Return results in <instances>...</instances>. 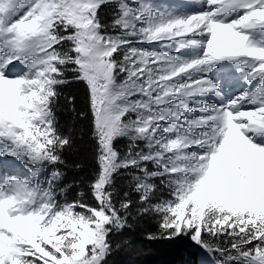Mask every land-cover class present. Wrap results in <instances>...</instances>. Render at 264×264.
<instances>
[{
    "label": "snow or ice",
    "instance_id": "obj_1",
    "mask_svg": "<svg viewBox=\"0 0 264 264\" xmlns=\"http://www.w3.org/2000/svg\"><path fill=\"white\" fill-rule=\"evenodd\" d=\"M181 7L0 0V264H106L113 233L146 217L149 240L186 236L220 264H264V0ZM68 73L84 107L65 102L89 123L98 165L91 203L60 187ZM17 161L28 175L10 174Z\"/></svg>",
    "mask_w": 264,
    "mask_h": 264
},
{
    "label": "trees",
    "instance_id": "obj_2",
    "mask_svg": "<svg viewBox=\"0 0 264 264\" xmlns=\"http://www.w3.org/2000/svg\"><path fill=\"white\" fill-rule=\"evenodd\" d=\"M112 10L104 7L101 16L105 23L111 20ZM61 89V99L57 106L56 116L58 126L62 133L69 134L72 138L70 149H65L62 158L66 164L61 165L65 173L60 187L71 184L65 197L72 200L76 193L84 191L88 202H92L91 194L87 188V180L98 167L95 160V149L91 140L89 123L74 117L71 106L65 102L67 96L75 98V109L79 112L84 107V86L82 83L71 80ZM128 141L122 139L117 147H127ZM80 165V167H76ZM130 174L118 175L115 187L118 192L128 190ZM78 182V183H77ZM135 196V194H132ZM165 196V194H163ZM167 196V195H166ZM165 196V197H166ZM156 229V222L151 217L134 220L132 227L120 233H113V251L107 257L106 264H199L198 255L201 254L210 264H220L221 258L196 249L190 244L189 239H147V234Z\"/></svg>",
    "mask_w": 264,
    "mask_h": 264
},
{
    "label": "rangeland",
    "instance_id": "obj_3",
    "mask_svg": "<svg viewBox=\"0 0 264 264\" xmlns=\"http://www.w3.org/2000/svg\"><path fill=\"white\" fill-rule=\"evenodd\" d=\"M181 1V2H180ZM187 1H190V0H154L155 3H157V5L159 6V8L161 10H168V11H186V10H183L184 7H181V5H185V3ZM192 4H199L200 0H191ZM191 3L189 2L188 5H190ZM175 7V8H174ZM144 47H154V48H157V49H160V50H163L164 49V46L163 44H154V45H143ZM173 48V47H172ZM175 48V46H174ZM175 51V50H174ZM228 88L226 87V90ZM216 100H214L213 98L211 100H208L207 102L209 103H213L215 102ZM121 152H124L126 151V147H122V148H118ZM7 166V165H6ZM10 174H16V175H19L21 177L25 176V175H28V172H27V169H25L23 167V165L20 164V162H15L14 164V167L12 168L11 170V173ZM38 176L40 179H43L44 178V174L43 173H38ZM0 183H2V180H0ZM162 193L165 194V196L167 195V190L166 189H163L162 188ZM179 239H189L188 237L186 236H181V237H178ZM176 238V239H178ZM190 240V239H189ZM190 244L195 247L196 249H198L197 246H195L193 244V242L190 240ZM198 258H199V264H205V262L207 264H210L205 258H203V256L201 254L198 255Z\"/></svg>",
    "mask_w": 264,
    "mask_h": 264
},
{
    "label": "bare ground",
    "instance_id": "obj_4",
    "mask_svg": "<svg viewBox=\"0 0 264 264\" xmlns=\"http://www.w3.org/2000/svg\"><path fill=\"white\" fill-rule=\"evenodd\" d=\"M182 1H183V0H182ZM180 2H181V1H180ZM189 2L192 4V2H191V0H190V1H187V2L185 3V5H188ZM174 8H175V7H174ZM183 10H186V8H183ZM172 47H173V48H172ZM163 50H172V51H174L175 48H174V45H172V46L165 45ZM213 99L216 100L217 98L214 97ZM205 264H207V263L205 262Z\"/></svg>",
    "mask_w": 264,
    "mask_h": 264
}]
</instances>
